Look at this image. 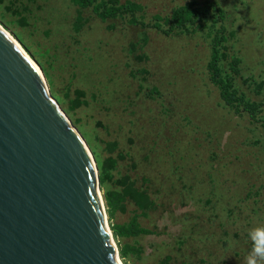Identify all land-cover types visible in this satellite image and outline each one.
Here are the masks:
<instances>
[{"label": "rangeland", "instance_id": "374dc122", "mask_svg": "<svg viewBox=\"0 0 264 264\" xmlns=\"http://www.w3.org/2000/svg\"><path fill=\"white\" fill-rule=\"evenodd\" d=\"M116 1L139 5L140 23L70 0H0V25L89 146L122 264H247L264 227V0ZM188 2L220 14L169 31ZM219 27L239 105L207 68Z\"/></svg>", "mask_w": 264, "mask_h": 264}, {"label": "water", "instance_id": "95a60500", "mask_svg": "<svg viewBox=\"0 0 264 264\" xmlns=\"http://www.w3.org/2000/svg\"><path fill=\"white\" fill-rule=\"evenodd\" d=\"M37 66L0 28V264H122L93 154Z\"/></svg>", "mask_w": 264, "mask_h": 264}, {"label": "trees", "instance_id": "16d2710c", "mask_svg": "<svg viewBox=\"0 0 264 264\" xmlns=\"http://www.w3.org/2000/svg\"><path fill=\"white\" fill-rule=\"evenodd\" d=\"M70 3L74 4V6L79 9L87 7L95 8V10L98 12V14L103 20L117 18L119 16H124L126 13H128L134 23L139 22V20H137L136 18L135 12L140 10L141 7L137 4L132 3L130 4L131 6H124L122 4L117 5L118 2L116 0H70ZM211 10H217L218 14H220V10L215 9L214 6L210 4L198 5V3L196 2H188L182 6H178L173 10L171 16L166 20V23H169V31H171L174 27H177L187 33L193 32L199 28V25H201V21L208 19ZM150 27L163 31L165 34H169L168 30L163 29L162 26L159 25L157 22L152 24ZM220 30L221 28L219 27L215 33L216 37L213 38V41H215L211 46V59L207 64V68L210 73L211 81L219 88L220 95L224 99V101L229 104L236 102V105H239L242 103L243 98L237 96L235 91L230 90V80L224 79L221 74L219 63L222 59L227 58L228 54L225 50L221 51V49L219 48L220 46H218L221 41L220 38L217 36V33ZM239 61L240 60L238 58L233 57L231 63L229 62L232 70L235 73L239 72V69L236 68V65L239 63ZM250 105V103H247V106ZM135 194L139 201L141 199H146L143 193L136 191ZM140 230L141 229H137L135 230V232H139Z\"/></svg>", "mask_w": 264, "mask_h": 264}, {"label": "clouds", "instance_id": "9594fccd", "mask_svg": "<svg viewBox=\"0 0 264 264\" xmlns=\"http://www.w3.org/2000/svg\"><path fill=\"white\" fill-rule=\"evenodd\" d=\"M249 237L253 242V247L247 258V264H260L264 261V227L251 231Z\"/></svg>", "mask_w": 264, "mask_h": 264}, {"label": "bare ground", "instance_id": "6f19581e", "mask_svg": "<svg viewBox=\"0 0 264 264\" xmlns=\"http://www.w3.org/2000/svg\"><path fill=\"white\" fill-rule=\"evenodd\" d=\"M0 28L2 29V30H4L5 31V33L11 38V40L13 41V42H15V44H17L18 46H20L21 48H22V46L18 43V41L7 31V30H5L4 29V27L2 26V25H0ZM26 53V52H25ZM26 55L28 56V57H30L27 53H26ZM31 59V58H30ZM35 63V62H34ZM36 66H37V64H36ZM38 67V66H37Z\"/></svg>", "mask_w": 264, "mask_h": 264}]
</instances>
